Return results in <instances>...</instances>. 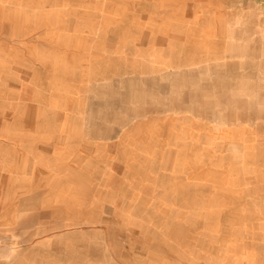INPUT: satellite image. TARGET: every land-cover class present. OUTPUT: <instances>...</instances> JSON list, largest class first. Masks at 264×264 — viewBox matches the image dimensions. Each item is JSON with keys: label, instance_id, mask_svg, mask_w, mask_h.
Here are the masks:
<instances>
[{"label": "rangeland", "instance_id": "obj_1", "mask_svg": "<svg viewBox=\"0 0 264 264\" xmlns=\"http://www.w3.org/2000/svg\"><path fill=\"white\" fill-rule=\"evenodd\" d=\"M0 264H264V0H0Z\"/></svg>", "mask_w": 264, "mask_h": 264}]
</instances>
